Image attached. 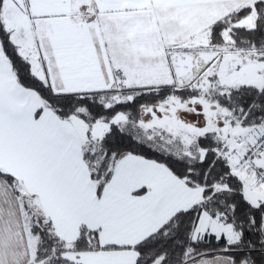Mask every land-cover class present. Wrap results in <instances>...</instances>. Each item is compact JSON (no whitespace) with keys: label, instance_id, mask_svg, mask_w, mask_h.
Wrapping results in <instances>:
<instances>
[{"label":"snow or ice","instance_id":"1","mask_svg":"<svg viewBox=\"0 0 264 264\" xmlns=\"http://www.w3.org/2000/svg\"><path fill=\"white\" fill-rule=\"evenodd\" d=\"M0 264H264V0H0Z\"/></svg>","mask_w":264,"mask_h":264}]
</instances>
